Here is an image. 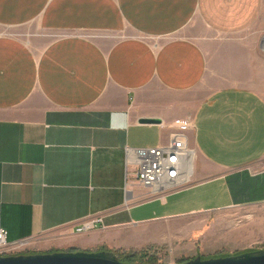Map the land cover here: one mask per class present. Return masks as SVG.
Returning a JSON list of instances; mask_svg holds the SVG:
<instances>
[{"label":"crops","instance_id":"1","mask_svg":"<svg viewBox=\"0 0 264 264\" xmlns=\"http://www.w3.org/2000/svg\"><path fill=\"white\" fill-rule=\"evenodd\" d=\"M197 24L205 33L189 34ZM24 26L50 40L0 32L9 243L140 246L167 238L151 230L264 204V0H0V28ZM186 118L189 182L163 197L126 183L125 150L166 143ZM93 217L102 224L76 233Z\"/></svg>","mask_w":264,"mask_h":264},{"label":"rangeland","instance_id":"2","mask_svg":"<svg viewBox=\"0 0 264 264\" xmlns=\"http://www.w3.org/2000/svg\"><path fill=\"white\" fill-rule=\"evenodd\" d=\"M0 32L21 38L36 49L50 40L34 26L0 28ZM188 33L202 35L205 32L197 24ZM261 165L264 168V159ZM151 231L152 235L157 233L167 238L162 240L148 234L150 240L140 246L114 247L110 250L120 257L137 254L135 261L143 264H179L197 257H227L264 249V204L207 213ZM27 248L20 251L27 253L38 250ZM182 251L187 253L181 254Z\"/></svg>","mask_w":264,"mask_h":264},{"label":"built area","instance_id":"3","mask_svg":"<svg viewBox=\"0 0 264 264\" xmlns=\"http://www.w3.org/2000/svg\"><path fill=\"white\" fill-rule=\"evenodd\" d=\"M192 129L191 119L177 123L168 141L156 148L126 149V183L134 182L146 188L152 197H163L166 193L186 185L192 173L195 150L189 145L188 133ZM102 224L101 217H93L76 229L84 234ZM18 244L7 240V232L0 230V256L17 255Z\"/></svg>","mask_w":264,"mask_h":264},{"label":"water","instance_id":"4","mask_svg":"<svg viewBox=\"0 0 264 264\" xmlns=\"http://www.w3.org/2000/svg\"><path fill=\"white\" fill-rule=\"evenodd\" d=\"M142 120L141 123H153ZM23 244V243H22ZM21 244V245H22ZM0 264H131L123 263L110 251H59L46 254L0 256ZM180 264H264V249L237 255L202 259L197 257Z\"/></svg>","mask_w":264,"mask_h":264},{"label":"trees","instance_id":"5","mask_svg":"<svg viewBox=\"0 0 264 264\" xmlns=\"http://www.w3.org/2000/svg\"><path fill=\"white\" fill-rule=\"evenodd\" d=\"M99 251H110V252L114 253V255L117 257V259H118L119 261L123 262V263L143 264V263H141L140 261H135L136 258H137V257H136L137 254H131V255H127V256H125V257H120V256H117V255H116L115 251H112V250L107 249V248H101ZM26 254H32V253H26ZM201 258H202V257H201ZM202 259H206V258H202ZM207 259H208V258H207ZM186 261H188V260H183V261H181L180 263H184V262H186ZM180 263H179V264H180Z\"/></svg>","mask_w":264,"mask_h":264},{"label":"flooded vegetation","instance_id":"6","mask_svg":"<svg viewBox=\"0 0 264 264\" xmlns=\"http://www.w3.org/2000/svg\"><path fill=\"white\" fill-rule=\"evenodd\" d=\"M20 254H26V252H21ZM18 255V254H17Z\"/></svg>","mask_w":264,"mask_h":264}]
</instances>
